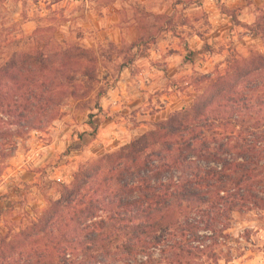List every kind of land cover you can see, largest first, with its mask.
Here are the masks:
<instances>
[{
	"label": "rangeland",
	"instance_id": "obj_1",
	"mask_svg": "<svg viewBox=\"0 0 264 264\" xmlns=\"http://www.w3.org/2000/svg\"><path fill=\"white\" fill-rule=\"evenodd\" d=\"M142 40L150 44L140 46ZM24 50L46 56L74 51L86 68L58 74V93L45 102L47 115L32 116L33 125L0 107V142L5 139V146L0 144V236L18 233L45 209L48 197L58 196L55 183L71 184L81 166L170 123L174 112L202 102L217 80L220 91L223 84L242 85L236 72L264 54V0H0V65ZM151 52L163 58L143 60L136 68L162 71L154 78L155 103L139 109L122 103L116 109L112 100L106 106L122 72ZM247 79L250 86L263 84L250 100L264 101V70ZM129 97L137 98L135 90ZM212 104L237 106L226 98ZM6 130L11 138L4 137ZM9 193L16 204L8 203ZM258 213L235 214L230 233L237 238L247 229L250 239L225 247L219 264H264V218ZM169 256L155 250L153 264H170Z\"/></svg>",
	"mask_w": 264,
	"mask_h": 264
},
{
	"label": "trees",
	"instance_id": "obj_2",
	"mask_svg": "<svg viewBox=\"0 0 264 264\" xmlns=\"http://www.w3.org/2000/svg\"><path fill=\"white\" fill-rule=\"evenodd\" d=\"M76 57L18 52L0 65V107L33 125L58 93V74L86 68ZM245 66L235 75L245 86L220 91L217 80L170 123L81 166L71 184L55 183L58 196L45 209L18 233L0 236V264H153L155 250L170 252V264L203 257L201 264H219L225 247L243 245L247 229L230 233L235 214L264 218V101L250 100L263 84L245 80L264 70V54ZM223 98L237 106L211 107Z\"/></svg>",
	"mask_w": 264,
	"mask_h": 264
},
{
	"label": "crops",
	"instance_id": "obj_3",
	"mask_svg": "<svg viewBox=\"0 0 264 264\" xmlns=\"http://www.w3.org/2000/svg\"><path fill=\"white\" fill-rule=\"evenodd\" d=\"M220 34H223V30L219 29ZM111 39V38H110ZM138 39H142V34L138 35L137 38ZM140 46L145 45L148 46V44H150V42L148 41H144L142 40V42L139 43ZM153 44V43H152ZM151 50V49H150ZM169 57L167 58V60H170V55H168ZM163 58V55L161 54H156L155 52H151V53H144L143 55H139V57L137 58L136 64L132 65L131 67L126 68L120 77V81L118 82V87H116V89L109 94L111 98V100L107 99L108 97H106L105 102L106 106H109L113 100V108H120L121 104H127L130 105V107L132 108H145L146 105H149L150 102L152 101L153 103H155L156 101V97H159L158 94H156L157 92V87L155 86V81L154 78L156 77V72H162L159 71V69H157L156 67L151 66L150 68L147 69H141L143 72L140 73V71L138 72V70L136 68V65H140L139 63L141 61H146L149 64V60L152 58ZM136 68V72L134 67ZM169 71V70H168ZM134 82L136 83V85H134ZM131 90H135L136 95H137V100H131V97H129V94L131 93ZM153 93V94H152ZM136 101V103H135ZM105 105V104H104ZM126 107V106H125ZM122 128L120 126H117V131L121 130ZM142 127L134 129L132 131L134 132H139L141 131ZM106 131V129L104 130V132ZM118 134H116V137L118 136L120 139V133L117 132ZM92 149L88 150L91 151ZM94 152H92L91 154H88V156L93 155ZM4 186H2V184H0V189H2ZM16 196H12L10 193L8 194L7 200L9 204H16L15 202V198ZM10 205V206H11Z\"/></svg>",
	"mask_w": 264,
	"mask_h": 264
}]
</instances>
